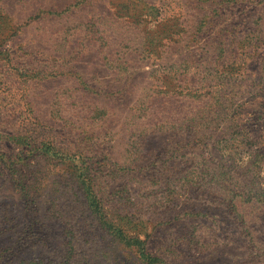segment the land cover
<instances>
[{
    "label": "rangeland",
    "instance_id": "obj_1",
    "mask_svg": "<svg viewBox=\"0 0 264 264\" xmlns=\"http://www.w3.org/2000/svg\"><path fill=\"white\" fill-rule=\"evenodd\" d=\"M80 171L130 188L154 253L197 226L241 242L205 194L264 200V0H0V264H113Z\"/></svg>",
    "mask_w": 264,
    "mask_h": 264
},
{
    "label": "trees",
    "instance_id": "obj_2",
    "mask_svg": "<svg viewBox=\"0 0 264 264\" xmlns=\"http://www.w3.org/2000/svg\"><path fill=\"white\" fill-rule=\"evenodd\" d=\"M179 127H181V125ZM19 139L24 141L23 143H27L24 138ZM45 146L43 147L47 148L45 149L46 152H49L50 147H47V145ZM214 153L215 152L211 151L210 154L214 155ZM219 167V165H206L205 174L206 177L210 179V182H221L220 179H218L220 171H215ZM226 169L228 176L232 177L241 189H245V187L249 186L251 187L250 181L244 182L242 179L239 180L237 175L234 174L237 168L229 167ZM83 176L85 179L82 178ZM99 176L101 178H99ZM78 178L81 184H89L90 197L86 198L88 200L86 206L92 210V213L99 223L98 227L102 228L106 234H110L112 237V240L110 239L108 243L110 249L106 251L102 250L101 255L103 258L111 256L113 264H132L131 258L135 260L133 264H208L209 262H211L210 264H264V236L260 232L257 223L250 218L253 212L259 211L261 208L264 210V200L256 198L246 200V202L251 203V206L248 208L249 213L244 214V211L239 206L240 204H245V202H242V196H239V199L238 196L234 197L230 194H226L222 188H211L205 195L209 197L215 196L229 202L232 207L231 212L234 215L237 229L241 233L242 241L238 242L230 238V236H227L217 243L210 231L205 227L198 228L197 226L193 232L185 236L182 234L174 245L168 246L167 248L164 246L160 247L158 251L154 253L149 245L151 237H158V224L145 225L144 230H146L148 234L144 235V238H141L142 235L140 234L133 235L132 231L136 229L140 221L133 223L132 214H123L120 208L115 205L116 202L122 203L121 201H123L127 203L135 198V196L130 194V188L122 186L121 192H112L105 187L107 183L103 182V176L98 175V172L97 174L90 175L84 174V171H80ZM197 182H194V180L189 181L187 184L189 186L185 191L191 193L193 185H197ZM241 193L244 195L245 191L241 190ZM113 196L114 198L111 200L108 199ZM237 201H239V204L236 203ZM112 203H114L115 206ZM200 204H202V202H200ZM200 204L194 206V208L197 207L194 213L196 217H203L205 215V211ZM132 211V213H135L134 210ZM111 214L120 220H113ZM123 222H125V224H123ZM69 232L72 239L68 242V248L74 252L75 245L73 241L74 239H76V241L79 240V238H74L77 229L74 228ZM78 233L80 232H77V235ZM179 241H182L183 245H180ZM220 256L224 259H219Z\"/></svg>",
    "mask_w": 264,
    "mask_h": 264
}]
</instances>
